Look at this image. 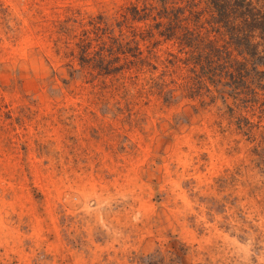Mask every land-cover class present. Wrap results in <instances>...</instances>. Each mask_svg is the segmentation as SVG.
<instances>
[{
    "label": "rangeland",
    "instance_id": "rangeland-1",
    "mask_svg": "<svg viewBox=\"0 0 264 264\" xmlns=\"http://www.w3.org/2000/svg\"><path fill=\"white\" fill-rule=\"evenodd\" d=\"M141 5L0 0V264H264L263 61L197 92Z\"/></svg>",
    "mask_w": 264,
    "mask_h": 264
},
{
    "label": "trees",
    "instance_id": "trees-1",
    "mask_svg": "<svg viewBox=\"0 0 264 264\" xmlns=\"http://www.w3.org/2000/svg\"><path fill=\"white\" fill-rule=\"evenodd\" d=\"M131 13L134 20L146 22V36L156 32L165 41H178L184 56L180 62L197 92L220 84L231 93L241 92L243 79L257 76L248 65L264 64V0H142ZM263 78L258 76V82Z\"/></svg>",
    "mask_w": 264,
    "mask_h": 264
}]
</instances>
